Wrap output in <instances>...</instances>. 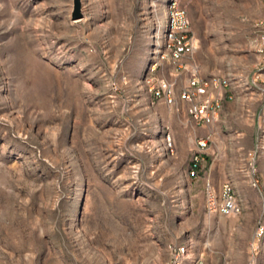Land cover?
<instances>
[{"label": "rangeland", "instance_id": "1", "mask_svg": "<svg viewBox=\"0 0 264 264\" xmlns=\"http://www.w3.org/2000/svg\"><path fill=\"white\" fill-rule=\"evenodd\" d=\"M169 30L195 48L172 60ZM192 69L221 103L193 176L208 126L150 91ZM206 181L238 210L208 211ZM181 244L264 264V0H0V264H174Z\"/></svg>", "mask_w": 264, "mask_h": 264}, {"label": "built area", "instance_id": "2", "mask_svg": "<svg viewBox=\"0 0 264 264\" xmlns=\"http://www.w3.org/2000/svg\"><path fill=\"white\" fill-rule=\"evenodd\" d=\"M186 23V18L181 16V26L185 27ZM171 30L166 34V46L170 50V58L177 60L183 54L190 53L195 48V40L191 36L187 38L185 33L176 36ZM217 90H219V82L216 78H200L194 69L191 70L190 76L178 91L174 90L172 83L164 79H160L159 86L152 85L150 87L153 98L163 100L170 106L179 109L181 102H185V109L191 119V123L199 126H209L217 118L218 111L221 107L220 95ZM209 144V133L196 137L195 146L192 149L188 162L187 172L189 175L193 176L197 174L200 163L204 159L203 150ZM162 149L166 155L171 156L175 153L174 142L169 133L165 135ZM204 190L206 195V209L208 211L215 210L221 214H230L238 210V206L232 195L230 182L223 181L219 186L217 195L208 181L205 182ZM172 250L174 264H183L184 258L186 257V246L183 244L174 245ZM192 263L196 264L197 260L192 259Z\"/></svg>", "mask_w": 264, "mask_h": 264}, {"label": "crops", "instance_id": "3", "mask_svg": "<svg viewBox=\"0 0 264 264\" xmlns=\"http://www.w3.org/2000/svg\"><path fill=\"white\" fill-rule=\"evenodd\" d=\"M227 95V93H226ZM229 96V95H228ZM220 112H221V109H220ZM219 112V113H220ZM217 120V119H216ZM203 130H201L202 132ZM205 133H209L210 134V141L213 140V136L215 134V128L212 127V124L210 126H208L204 132H202V134H205ZM194 144V143H193ZM192 149V148H191Z\"/></svg>", "mask_w": 264, "mask_h": 264}, {"label": "bare ground", "instance_id": "4", "mask_svg": "<svg viewBox=\"0 0 264 264\" xmlns=\"http://www.w3.org/2000/svg\"><path fill=\"white\" fill-rule=\"evenodd\" d=\"M80 18V17H79Z\"/></svg>", "mask_w": 264, "mask_h": 264}]
</instances>
